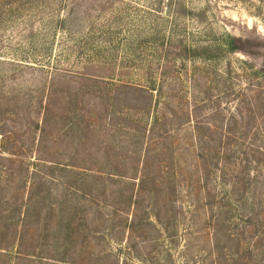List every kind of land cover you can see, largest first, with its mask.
Listing matches in <instances>:
<instances>
[{"label": "rangeland", "instance_id": "374dc122", "mask_svg": "<svg viewBox=\"0 0 264 264\" xmlns=\"http://www.w3.org/2000/svg\"><path fill=\"white\" fill-rule=\"evenodd\" d=\"M0 264H264V0H0Z\"/></svg>", "mask_w": 264, "mask_h": 264}, {"label": "trees", "instance_id": "16d2710c", "mask_svg": "<svg viewBox=\"0 0 264 264\" xmlns=\"http://www.w3.org/2000/svg\"><path fill=\"white\" fill-rule=\"evenodd\" d=\"M148 154H149V152H148ZM61 233H63V232H62V231H60V234H61ZM61 235H64V234H61ZM66 236H67V235H66ZM69 238H70V237H69ZM69 238H68V239H69ZM2 254H3V253H2ZM3 255H4V254H3ZM33 263H34V262H33Z\"/></svg>", "mask_w": 264, "mask_h": 264}]
</instances>
